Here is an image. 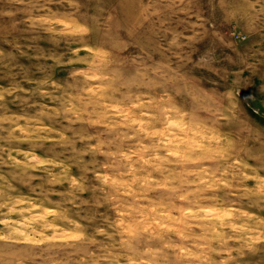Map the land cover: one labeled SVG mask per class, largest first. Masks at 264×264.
I'll use <instances>...</instances> for the list:
<instances>
[{
	"label": "clouds",
	"instance_id": "1",
	"mask_svg": "<svg viewBox=\"0 0 264 264\" xmlns=\"http://www.w3.org/2000/svg\"><path fill=\"white\" fill-rule=\"evenodd\" d=\"M264 0H0V264H264Z\"/></svg>",
	"mask_w": 264,
	"mask_h": 264
},
{
	"label": "rangeland",
	"instance_id": "2",
	"mask_svg": "<svg viewBox=\"0 0 264 264\" xmlns=\"http://www.w3.org/2000/svg\"><path fill=\"white\" fill-rule=\"evenodd\" d=\"M258 87V82L255 85H249L241 89V96H246L250 94H255L253 100L250 102L253 107H260L264 110V94H260L256 89Z\"/></svg>",
	"mask_w": 264,
	"mask_h": 264
}]
</instances>
